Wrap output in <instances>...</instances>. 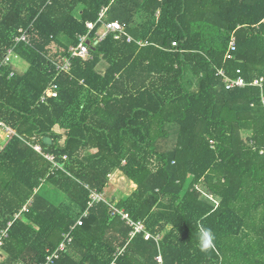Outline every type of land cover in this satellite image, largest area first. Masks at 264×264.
Listing matches in <instances>:
<instances>
[{"label": "trees", "instance_id": "1", "mask_svg": "<svg viewBox=\"0 0 264 264\" xmlns=\"http://www.w3.org/2000/svg\"><path fill=\"white\" fill-rule=\"evenodd\" d=\"M104 8L132 40L108 34L57 71ZM10 48L27 66H0V120L22 138L0 150V264H42L67 232L53 264H264V0H0V63ZM218 69L262 87L226 89ZM117 171L135 187L105 198L158 241L91 204Z\"/></svg>", "mask_w": 264, "mask_h": 264}, {"label": "built area", "instance_id": "2", "mask_svg": "<svg viewBox=\"0 0 264 264\" xmlns=\"http://www.w3.org/2000/svg\"><path fill=\"white\" fill-rule=\"evenodd\" d=\"M106 13V8L102 9L99 13V18L98 22L101 23V26L99 29L95 32V39L94 41H91L89 39V36L82 35L78 42L76 44H73L69 47L68 49V55L64 56L61 60V62L56 64V70L57 71H64V72H69L70 67H71V58L73 57H82L86 58L88 56L89 52V46L95 45L98 41L102 40L106 35L108 34H113L115 38H118L121 35H125L127 37V41H131L132 38L126 34L124 27L122 24H120L118 21H105L103 20L104 16ZM87 27L90 30L93 29L94 23H87ZM20 34L15 37V42L23 41V42H28L27 35L22 32L20 29ZM140 45H143L141 41H137ZM172 44L175 46L176 43L172 42ZM235 49V41L234 37L229 41L228 44V50L225 56V59H230L232 57V51ZM18 59L17 54L14 52L13 48L8 49L6 55L4 56L3 61L0 63V66H4L8 64L9 62L15 64V60ZM20 66V65H19ZM217 74L223 77V82L225 85L226 89H231L235 87H243L246 85H254L258 87H262L263 80L262 78L259 79H254L251 82H247L243 77L238 76L234 78L228 77L223 69H218ZM1 75V71H0ZM13 75V72L9 73L8 77H11ZM52 87V93L51 95L53 97L57 96V90L56 86L53 85ZM45 100V95L41 96L40 102H43ZM262 100L264 101V96H262ZM0 132L2 133V140H0V150L3 148V146L12 138L15 136L20 137L14 130H12L10 127L6 126L1 120H0ZM21 138V137H20ZM22 139V138H21ZM24 140V139H23ZM27 144H29L34 150L42 153L45 158H47L55 167H60L62 166L58 165L55 162V158L51 153L43 152L41 145L38 143V141L33 137L32 141L28 142L24 140ZM65 157V156H64ZM111 174H108V177L110 178ZM91 199V204L96 203L99 201L106 202L110 208H111V214L112 215H119L120 219L130 228L129 232V237L132 238L133 236L137 234H143L144 239H154L155 241H158L159 236H153L147 229L142 220H134L128 212L117 208L113 202H109L103 193H99L96 190H92L89 195ZM88 215V209L84 210L78 219L76 220L75 225H82L84 218ZM18 215H15L17 217ZM11 222L8 223V226H10ZM7 228L3 229L0 231V245L2 244V238L6 237L7 235ZM71 242V235L70 232H67L64 234V237L62 241L58 244V246L54 249L48 252L45 261L42 264H53V262L59 258V255L61 252H65L67 245ZM121 253V250L119 251ZM158 262H161V256L158 255L156 257Z\"/></svg>", "mask_w": 264, "mask_h": 264}, {"label": "rangeland", "instance_id": "3", "mask_svg": "<svg viewBox=\"0 0 264 264\" xmlns=\"http://www.w3.org/2000/svg\"><path fill=\"white\" fill-rule=\"evenodd\" d=\"M15 64L19 65L21 64L20 68L25 69L27 66V63L24 62L22 59L18 58L15 60ZM0 134H2L0 132ZM134 189L133 184L129 179L124 177L121 173L114 172L111 177L109 178V184L105 188V196L107 199H112V198H118V197H123L130 193ZM55 191V192H54ZM55 196L58 198V200L62 201L64 196L61 192L54 190ZM54 195L53 197L56 198Z\"/></svg>", "mask_w": 264, "mask_h": 264}, {"label": "clouds", "instance_id": "4", "mask_svg": "<svg viewBox=\"0 0 264 264\" xmlns=\"http://www.w3.org/2000/svg\"><path fill=\"white\" fill-rule=\"evenodd\" d=\"M214 234L211 229L201 226L199 232V248L201 251H207L214 248Z\"/></svg>", "mask_w": 264, "mask_h": 264}, {"label": "water", "instance_id": "5", "mask_svg": "<svg viewBox=\"0 0 264 264\" xmlns=\"http://www.w3.org/2000/svg\"><path fill=\"white\" fill-rule=\"evenodd\" d=\"M43 142H44L45 144H47V145H50L52 141H51V138L47 136V137H44V138H43Z\"/></svg>", "mask_w": 264, "mask_h": 264}, {"label": "crops", "instance_id": "6", "mask_svg": "<svg viewBox=\"0 0 264 264\" xmlns=\"http://www.w3.org/2000/svg\"><path fill=\"white\" fill-rule=\"evenodd\" d=\"M2 138H3V136H2V134H0V140H2ZM131 183L133 184V187H135V184L133 182H131Z\"/></svg>", "mask_w": 264, "mask_h": 264}]
</instances>
